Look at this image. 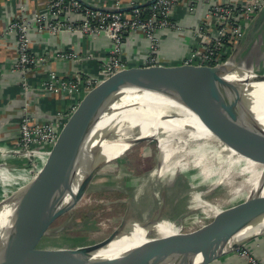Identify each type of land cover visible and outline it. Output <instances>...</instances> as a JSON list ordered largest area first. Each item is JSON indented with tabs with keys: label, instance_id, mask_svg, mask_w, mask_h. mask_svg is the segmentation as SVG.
I'll list each match as a JSON object with an SVG mask.
<instances>
[{
	"label": "water",
	"instance_id": "obj_1",
	"mask_svg": "<svg viewBox=\"0 0 264 264\" xmlns=\"http://www.w3.org/2000/svg\"><path fill=\"white\" fill-rule=\"evenodd\" d=\"M155 1L133 8L146 7ZM263 27L264 5L235 43L225 63L214 67L129 68L102 81L86 94L61 130L41 172L0 202V214L13 219L10 239L0 244V264H211L246 245V234L264 223V198L258 196L232 206L213 223L192 233L195 236L170 244L168 249L174 253L166 261L131 251L106 253L117 233H127L130 229L128 203L118 227L100 242L74 249L37 248L53 223L83 199L95 177L134 143L146 139L137 138L116 157L109 158L104 153V146L121 141L115 115L128 109L131 100L126 98L129 96L189 90L203 103L220 134L234 148L264 159V130L247 122L253 114L249 102L238 94L239 88L254 90L264 85V74L253 70L249 53ZM163 205L164 200L160 199L155 214L147 217L148 221L161 222L159 214ZM152 234L149 229L144 232L146 237Z\"/></svg>",
	"mask_w": 264,
	"mask_h": 264
},
{
	"label": "built area",
	"instance_id": "obj_2",
	"mask_svg": "<svg viewBox=\"0 0 264 264\" xmlns=\"http://www.w3.org/2000/svg\"><path fill=\"white\" fill-rule=\"evenodd\" d=\"M44 1L46 14L32 16L35 31L45 30L51 34L70 33L89 38L104 37L109 44L108 56L98 78H63L56 72L49 71L46 79L38 84L37 90L51 94L59 92L71 98L72 103L66 110L58 112L53 119L39 122L28 113L27 97L31 88L24 76L27 72L42 67L46 60L30 51V24L19 18L9 22L5 34L14 35L17 51L11 71L22 76L20 87L25 98L15 144L8 146L0 142L1 200L8 198L41 172L61 130L77 110L83 97L102 81L126 70L122 58L125 32L140 34L146 40L147 54L141 67L147 68L161 66L157 58L160 46L159 32L168 29L182 31V28L170 20V13L172 8L183 0H156L142 8H133L138 5L133 2L125 8L117 0L111 11L95 10L77 0ZM149 1L151 0H145V3ZM263 5L264 0H224L208 6L204 12L206 25L203 29L193 30L199 44L182 65L214 67L225 63L235 43L242 37ZM121 9L127 11L121 12ZM53 59L77 61L80 57L72 50H60L55 52ZM4 171L25 173L27 180L17 184L13 177H4ZM237 252L247 264H261L247 249L240 248Z\"/></svg>",
	"mask_w": 264,
	"mask_h": 264
},
{
	"label": "bare ground",
	"instance_id": "obj_3",
	"mask_svg": "<svg viewBox=\"0 0 264 264\" xmlns=\"http://www.w3.org/2000/svg\"><path fill=\"white\" fill-rule=\"evenodd\" d=\"M164 91L170 93H145L126 98L131 100L128 109L115 115L121 141L118 144L104 146V153L113 158L121 154L137 138H154L160 159L158 168L146 181L150 189L153 187L158 189V183L167 184L168 178L178 173L194 179H213L216 182L215 186L224 189L222 193L224 197L216 198L212 203L199 200L190 206L189 211L201 210L206 219L220 218L234 205L233 201L236 199L249 201L257 196L264 198V159L248 156L234 148L220 134L203 103L189 90ZM238 94L249 102L253 114L252 118L246 119L247 122L264 130V85H258L254 90L239 88ZM172 126L180 128L181 137L193 144L186 154L182 151L177 159L168 165L173 152L171 149H162L161 144L176 137L177 130L170 128ZM257 168L260 172L255 175L253 171ZM4 177H13V181L16 182L15 179H23L26 176L22 172L4 171ZM157 202H160L159 197ZM12 224L13 219L10 215L0 214V244L10 239ZM194 226L204 227L203 222H196ZM128 227L130 229L127 233H117L106 253L131 251L138 252L142 257L166 261L171 258L170 254L174 253L168 249L170 244L178 239L195 236L192 229L187 228L179 232L166 220L151 223L147 217L143 218L142 222ZM148 229L153 232L151 237L144 236ZM260 229L264 230V223L255 228L256 231Z\"/></svg>",
	"mask_w": 264,
	"mask_h": 264
},
{
	"label": "crops",
	"instance_id": "obj_4",
	"mask_svg": "<svg viewBox=\"0 0 264 264\" xmlns=\"http://www.w3.org/2000/svg\"><path fill=\"white\" fill-rule=\"evenodd\" d=\"M79 1L83 5L96 9L111 10L117 0ZM119 1L125 8L132 2L138 5L145 3V0ZM222 1L224 2V0H183L172 8L170 20L182 28V31L168 29L159 32L160 46L157 58L161 66L182 65L183 61L190 57L193 49L199 44V39L194 37L193 30L203 29L206 25L205 10L208 6ZM46 11L44 0H0V142L8 146H13L16 142L21 108L25 98L20 87L22 76L11 71V64L16 61L17 51L14 35L5 34L9 22L19 18L30 24V51L37 56H43L46 60V64L42 67L27 72L24 76L31 88L27 97L29 99L28 113L39 122L53 119L58 112L66 110L72 103L71 98L59 92L51 94L37 90L38 84L46 79L49 71H54L63 78L78 76L98 78L108 56L109 44L104 37L89 38L70 33L51 34L45 30L35 31L32 16L46 14ZM60 50L67 52L72 50L79 55L80 59L77 61L53 59L55 52ZM249 53L253 70L264 74V27L251 44ZM146 54L147 44L142 35L130 32L124 34L122 58L126 69L140 68ZM161 93L170 92L161 91ZM15 180V183L19 184L26 179L17 178ZM142 186L145 185L142 184ZM150 196L152 198L151 194ZM245 237L248 241L241 248L247 249L261 264H264V231L261 233L256 230L248 232ZM211 264L247 263L235 251Z\"/></svg>",
	"mask_w": 264,
	"mask_h": 264
},
{
	"label": "rangeland",
	"instance_id": "obj_5",
	"mask_svg": "<svg viewBox=\"0 0 264 264\" xmlns=\"http://www.w3.org/2000/svg\"><path fill=\"white\" fill-rule=\"evenodd\" d=\"M170 128L177 130L176 137L161 144L162 149H171L173 152L168 165L173 163L182 151L186 154L193 144L181 137L180 128ZM158 163L159 152L155 140L146 138L134 143L121 158L95 177L83 199L53 223L37 248L74 249L100 242L118 227L127 203L131 206V225L155 214L158 197L159 200H164L159 219L168 221L172 228L179 232L187 228L194 232L200 230V227L194 226L196 222H203L204 226L213 223L215 218L206 219L201 210L189 211V208L199 200L212 203L216 198L224 197V189L215 186L213 179H194L178 173L167 177V184L158 183V189L153 187L150 192L146 181L152 177ZM259 172L258 168L253 171L255 175ZM242 202L244 199H236L233 206Z\"/></svg>",
	"mask_w": 264,
	"mask_h": 264
}]
</instances>
